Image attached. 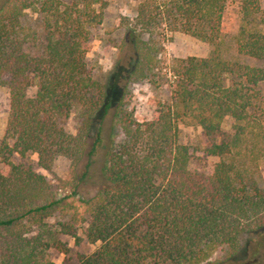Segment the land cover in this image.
Segmentation results:
<instances>
[{"label": "trees", "instance_id": "1", "mask_svg": "<svg viewBox=\"0 0 264 264\" xmlns=\"http://www.w3.org/2000/svg\"><path fill=\"white\" fill-rule=\"evenodd\" d=\"M130 1L136 3L129 29L136 58L128 78L166 80L170 95L150 119L120 117L123 140L106 150L96 172L97 153L105 149L97 116L110 109L105 99L113 86L92 79L86 53L105 0H0V85L9 95L0 148V264H55L53 254L70 252L64 237L94 247L77 254L76 264H264V185L258 179L264 67L224 57L229 0ZM27 10L41 20L40 38L21 25ZM239 10L236 56L264 61V0H241ZM160 30L205 42L211 52L160 61L151 39ZM72 114L75 134L64 128ZM178 123L200 128L203 156L218 159L211 173L191 168ZM28 153L47 172L57 157L69 159L71 196L80 184L98 185L93 196L79 198L82 217L74 211L66 221L49 223L73 207L68 196H55L45 176L9 160ZM251 234L256 238L245 248ZM217 252L223 258L212 262Z\"/></svg>", "mask_w": 264, "mask_h": 264}, {"label": "rangeland", "instance_id": "2", "mask_svg": "<svg viewBox=\"0 0 264 264\" xmlns=\"http://www.w3.org/2000/svg\"><path fill=\"white\" fill-rule=\"evenodd\" d=\"M65 4L71 3L72 0H61ZM241 0H229L224 12L222 24V53L226 59L234 60L237 58L250 66L264 67V61L238 58L234 51V36L240 27V5ZM136 3L130 0H105V6L102 9V20L98 25L90 28V40L87 44L86 64L93 80L97 81L101 87L113 86L109 91L105 103H110V109L107 113L103 111L97 116L102 123L103 145L105 149L99 150L94 164V171L98 172L104 162V155L107 149L114 150L123 140V134L119 126L120 117L127 113L133 116L137 121L142 122L150 119L157 105L169 100V88L166 80L161 78L155 83L149 80H133L128 78V73L134 66L136 54L134 51V39L131 38V21L135 15ZM99 9V5L95 6ZM21 25L26 32L35 33L39 38L42 34V24L38 14L27 10L21 18ZM139 33V31H137ZM141 39L147 41L148 34H142ZM157 45L158 59L169 62L172 59L187 57H206L211 52V46L207 43L192 38L181 33H166L161 36V30L151 38ZM155 72L158 76L162 72ZM34 94V89L29 91V95ZM261 95L264 98V87L261 88ZM9 95L6 87L0 85V148L8 118ZM264 102V100H263ZM264 113V105H263ZM78 120L76 115L72 114L65 122L64 128L67 133L75 134ZM223 129L230 130L228 122L223 123ZM178 141L180 144L189 147L192 153L191 168L203 170L211 173L217 158L204 157L202 154V136L199 127L187 123H178ZM10 162L14 165L30 166L35 172L46 177L51 191L57 198L68 196L67 202L73 207L67 214L56 215L49 220L54 225L57 221H66L72 217L74 211L78 212V218L82 217L83 208L79 198L93 196L98 185L88 183L80 184L76 187L77 194L72 195L73 182L71 181V163L69 159L59 156L56 158L51 172H47L38 166L37 156L28 153L21 158L17 154L11 155ZM258 179L261 185H264V163H261L258 172ZM83 237V234L79 232ZM255 235L246 236L245 248L253 242ZM68 242L70 252L67 256L63 254H53L50 259L55 264H63L66 259L67 264L77 263V254H88L93 251L94 247L87 245L85 242L75 244L70 238H63ZM223 258V253L217 252L211 261H218Z\"/></svg>", "mask_w": 264, "mask_h": 264}]
</instances>
